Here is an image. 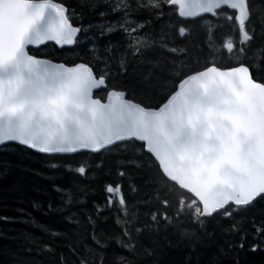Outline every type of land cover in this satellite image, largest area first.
I'll return each mask as SVG.
<instances>
[{
	"label": "snow or ice",
	"instance_id": "obj_1",
	"mask_svg": "<svg viewBox=\"0 0 264 264\" xmlns=\"http://www.w3.org/2000/svg\"><path fill=\"white\" fill-rule=\"evenodd\" d=\"M36 155L63 227L0 222L53 264L264 255V0H0V180Z\"/></svg>",
	"mask_w": 264,
	"mask_h": 264
},
{
	"label": "trees",
	"instance_id": "obj_2",
	"mask_svg": "<svg viewBox=\"0 0 264 264\" xmlns=\"http://www.w3.org/2000/svg\"><path fill=\"white\" fill-rule=\"evenodd\" d=\"M26 170H16L6 180H0V215L21 218L17 212L18 208H23L29 212L36 220L43 224H48L53 228H62L59 218L44 215L32 208V201H40L46 207L50 198V187L48 181L43 176L36 173L45 169V162L38 155L25 159ZM0 233L7 238H0V248H8L13 252H23L26 247H33V264H53L52 257L47 252H38L36 245H31L29 241L20 238L21 233H31L38 238L37 245L48 242V237L41 231L31 228L20 222H0ZM16 237L17 239H13ZM60 249L57 248V252ZM66 254V253H65ZM242 264H264V255L259 253H244L241 255Z\"/></svg>",
	"mask_w": 264,
	"mask_h": 264
}]
</instances>
